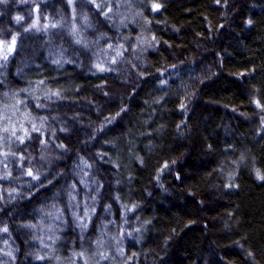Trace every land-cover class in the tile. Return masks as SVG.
<instances>
[{"label":"trees","instance_id":"obj_1","mask_svg":"<svg viewBox=\"0 0 264 264\" xmlns=\"http://www.w3.org/2000/svg\"><path fill=\"white\" fill-rule=\"evenodd\" d=\"M261 177L264 0H0V264H264Z\"/></svg>","mask_w":264,"mask_h":264},{"label":"snow or ice","instance_id":"obj_2","mask_svg":"<svg viewBox=\"0 0 264 264\" xmlns=\"http://www.w3.org/2000/svg\"><path fill=\"white\" fill-rule=\"evenodd\" d=\"M154 7H158V5H154ZM17 19H20L19 17ZM29 175H31V173H29ZM261 178H264V177H261Z\"/></svg>","mask_w":264,"mask_h":264},{"label":"rangeland","instance_id":"obj_3","mask_svg":"<svg viewBox=\"0 0 264 264\" xmlns=\"http://www.w3.org/2000/svg\"><path fill=\"white\" fill-rule=\"evenodd\" d=\"M85 263L87 264V263H89V262L85 261Z\"/></svg>","mask_w":264,"mask_h":264}]
</instances>
